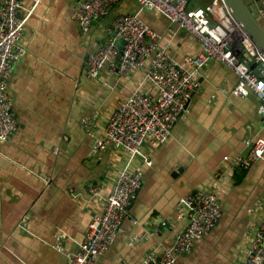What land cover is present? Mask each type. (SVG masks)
<instances>
[{"label":"crops","instance_id":"crops-1","mask_svg":"<svg viewBox=\"0 0 264 264\" xmlns=\"http://www.w3.org/2000/svg\"><path fill=\"white\" fill-rule=\"evenodd\" d=\"M80 1L19 0L21 15H30L20 39L26 53L8 81L18 127L0 144V264H68L128 161L122 148L93 151V143L130 94L157 95L146 67L92 78L86 66L88 54L106 39L107 25L117 14L136 12L137 0L111 5L87 31L73 17ZM209 1L189 0V6ZM250 4L258 14L264 8V0ZM141 15L177 62L201 51L194 35L159 12ZM237 82L223 62L210 60L170 135L163 142L145 139L130 164L143 175L130 208L137 223L126 218L94 264H142L171 248L188 222L179 199L213 189L219 190V221L192 241L190 252L175 255L174 264H242L264 211V155L247 166L234 160L249 157L254 142L264 140V118L253 93H233ZM89 185L98 194L92 196Z\"/></svg>","mask_w":264,"mask_h":264},{"label":"built area","instance_id":"built-area-1","mask_svg":"<svg viewBox=\"0 0 264 264\" xmlns=\"http://www.w3.org/2000/svg\"><path fill=\"white\" fill-rule=\"evenodd\" d=\"M120 1L81 0L73 17L87 31L92 22L105 16L109 7ZM137 3L136 12L117 14L107 25L106 39L88 54L86 66L92 78L106 70L126 76L132 70L146 67L145 79L157 95L138 90L130 94L112 113L103 138L93 143V151L103 150L108 144L122 148L127 152L128 161L105 196L102 211L90 221L84 238L69 256L68 264H94L108 250L126 218L137 223L130 215V208L141 188L143 175L130 164L140 155L147 137L163 142L170 135L173 125L186 111L201 70L210 60L223 62L238 76L233 93L241 96L253 93L264 118V77L259 78L247 58L236 50L241 47L255 64H264V55L255 44L248 42L245 32L236 30L237 22L224 0H210L203 7H190L189 0H137ZM20 9L19 0H0V144L18 127L8 95V81L26 53L20 39L30 10L21 15ZM144 10L157 11L170 25L194 35L201 43V51L186 57L184 64L177 62L160 46V36L141 15ZM259 14L264 20V8H260ZM263 155L264 140L258 139L249 157H238L234 163L247 166ZM146 164L150 166L152 161L147 159ZM88 191L92 196L99 192L93 185L88 186ZM177 204L188 208L185 228L175 236L171 248L158 255H147L142 264H174L175 255L190 252L192 241L213 229L222 214L218 189L196 191L179 199ZM262 205L264 209V202ZM263 263L264 211L242 264Z\"/></svg>","mask_w":264,"mask_h":264},{"label":"water","instance_id":"water-1","mask_svg":"<svg viewBox=\"0 0 264 264\" xmlns=\"http://www.w3.org/2000/svg\"><path fill=\"white\" fill-rule=\"evenodd\" d=\"M231 14L235 19L240 21L247 28L250 35H253V43L264 55V20L252 7L251 0H224ZM237 53L240 52L251 64L254 72L259 78L264 77V64L253 62V58L245 50L239 47ZM263 71V72H262Z\"/></svg>","mask_w":264,"mask_h":264},{"label":"bare ground","instance_id":"bare-ground-1","mask_svg":"<svg viewBox=\"0 0 264 264\" xmlns=\"http://www.w3.org/2000/svg\"><path fill=\"white\" fill-rule=\"evenodd\" d=\"M227 8H228V6H227ZM229 9V8H228ZM230 11V10H229ZM231 13V12H230ZM233 16V15H232ZM234 18V17H233ZM235 19V18H234ZM235 21L237 22V27H236V30H241V31H243V32H245L248 36H249V39H248V42H254L253 41V38H252V36L253 35H250V33L248 32V30H247V28H245L243 25H242V23L240 22V21H238L237 19H235ZM254 44V43H253Z\"/></svg>","mask_w":264,"mask_h":264}]
</instances>
